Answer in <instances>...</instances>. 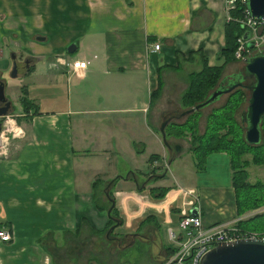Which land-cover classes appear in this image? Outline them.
<instances>
[{
    "label": "crops",
    "instance_id": "0c3cea01",
    "mask_svg": "<svg viewBox=\"0 0 264 264\" xmlns=\"http://www.w3.org/2000/svg\"><path fill=\"white\" fill-rule=\"evenodd\" d=\"M228 17L226 0H0V47L9 51L0 49V78L5 82L13 60L18 75L20 63L31 103L25 111L20 89L15 98L4 89L26 122L19 121L24 135L15 150L0 155V225L11 233L10 241L0 242V264H158L172 250L167 228L178 230L187 189L195 191L205 226L255 214L238 215L225 151L208 157V168L216 165L227 178L224 183H200L206 170L199 174L193 165L195 180L189 183L178 174L173 181L167 174L155 179L168 151L160 117L173 101L180 103L187 75L200 68L204 54L210 64L222 62ZM72 41L76 53L68 56ZM58 55L87 62L76 71L67 64L53 66ZM159 80V95L150 101ZM97 127L109 132L107 138ZM113 130L122 137L115 144L109 142ZM94 139L99 141L92 150ZM155 153L159 157L150 162ZM112 155L122 158L127 177L112 164L87 170L89 158L97 156L105 166ZM139 157H145L144 169ZM108 183L115 206L110 215L120 220L110 235L159 238L160 250L135 238L124 250L101 251L99 238L109 220ZM155 186L169 190L155 197L150 192ZM138 240L147 254L135 262L128 258Z\"/></svg>",
    "mask_w": 264,
    "mask_h": 264
},
{
    "label": "trees",
    "instance_id": "16d2710c",
    "mask_svg": "<svg viewBox=\"0 0 264 264\" xmlns=\"http://www.w3.org/2000/svg\"><path fill=\"white\" fill-rule=\"evenodd\" d=\"M238 3H240V0ZM239 6L245 7L247 5L245 1H242ZM243 32L244 28H242L238 21L230 19L226 22L225 44L219 52L220 58L223 57L222 62L220 64H210L208 56L201 53L203 57L201 58L200 68L191 70L187 75L188 85L180 97L182 104L190 106L208 96L212 91L211 89L219 81L225 65L235 59L236 39ZM158 68L160 71L161 66ZM160 86L161 82L159 80L158 86L151 91L150 101L159 95ZM21 92V103L25 111H27V104L30 102L25 86L21 87ZM246 95L247 91L243 87H238L230 92L227 101L210 112L205 130L202 133L197 132V114L199 113L197 110L189 113L184 121H170L165 126L167 137L171 135H189L193 150V164L196 171L204 169L206 157L211 153L225 151L229 154L232 167V185L236 191L237 210L240 216L248 210H258L264 206V181L257 180L256 182H251L248 179V167L251 164L264 165V140L261 143L250 144L245 139L242 120L240 122L235 115L239 103ZM262 127L264 129V121ZM247 153H251L252 157H247ZM158 157L159 154H150L149 161L152 162ZM99 181L95 179L92 186L94 187ZM168 190L169 187L167 186L150 188V192L155 197H163ZM109 194L112 197L110 191ZM113 211L115 212V206L112 208ZM259 216H264V212L256 214L248 220ZM246 221H240L239 223L243 225ZM113 223V220L109 216L106 230ZM254 229L264 231V225L262 229H259L258 226L254 227Z\"/></svg>",
    "mask_w": 264,
    "mask_h": 264
},
{
    "label": "water",
    "instance_id": "95a60500",
    "mask_svg": "<svg viewBox=\"0 0 264 264\" xmlns=\"http://www.w3.org/2000/svg\"><path fill=\"white\" fill-rule=\"evenodd\" d=\"M249 12L255 17H264V0H245ZM249 36V33L246 34ZM252 46L253 42L250 41ZM77 49V42L72 41L67 46V52H73ZM15 56L13 52L10 54ZM245 73L253 75L254 81L248 85L250 88V96L246 108L242 110L241 120L244 124V136L250 144L261 143L263 140V117H264V49L250 54L245 59ZM27 62V60H25ZM11 76L17 75V63L13 60ZM233 75H237L234 73ZM227 77V76H226ZM226 77L223 76L218 85L206 96L204 99L194 103L193 105L182 109L181 111L171 110L163 113L160 117L158 125L162 141L169 152L168 161H171L174 154L182 149V145L176 141H170L166 137L165 126L173 116H182L202 107L209 105L224 94L235 90L239 86H244L243 81L230 80L228 85L225 84ZM4 81L0 78V129L1 117L7 114L11 108V101L4 94ZM110 184L105 186L104 193L110 202L107 214L114 221L105 232L106 238L114 241L115 250H121L131 244L134 239L149 240L151 246H155L156 250H160L159 238L157 240L151 239L147 236H142L139 233H129L125 238H130L127 242L121 243V238L117 235H110L113 228H115L120 220L110 215L114 206V199L109 194ZM190 213L197 215L198 207L190 208ZM164 257L160 256L159 261ZM199 264H264V238H241L234 241L222 242L214 248L206 252L200 259Z\"/></svg>",
    "mask_w": 264,
    "mask_h": 264
},
{
    "label": "rangeland",
    "instance_id": "374dc122",
    "mask_svg": "<svg viewBox=\"0 0 264 264\" xmlns=\"http://www.w3.org/2000/svg\"><path fill=\"white\" fill-rule=\"evenodd\" d=\"M242 1H244V0H240V3H242ZM240 3L237 4V7L239 6ZM241 8H243V7H241ZM234 12H236V13H234ZM240 12H241L240 9L236 8V9L232 10L231 13H232V16H234L235 19H236L237 17H240V15H241ZM235 19H231V20H235ZM263 29L264 28H262V30ZM246 31H248V30L244 28V32L243 33H245ZM258 32L260 33V31H258ZM243 33H241V34H239L237 36L236 45L239 43V41H238L239 36L242 35ZM263 34H264V31L262 32V35ZM258 36L260 37V35H258ZM262 43L264 45V41ZM0 49H3L4 54L6 53V51L9 52L5 47H2L1 46ZM258 50H259V48H253L249 52H251V53L252 52H257ZM75 53H76V51L66 52V55L73 56ZM7 55H8V53H7ZM221 58L223 59V57H221ZM229 62H231V64H229L227 66V68L224 69V72H222V74L220 76V79L223 76L231 75L232 73L239 72L240 70L245 71V61H244L243 58H239V57H237L235 55V59L234 60H231ZM226 65H225V67H226ZM23 69L24 68H22V65L19 63L18 75L12 77V76L9 75V72L8 71H7L6 75H5V79L6 80L4 82V86H5L4 89L7 90V92L9 93V95L14 96V98H15L16 94L19 92V89L21 91V87L22 86H25L24 85V80L22 79V76H21V73L23 72ZM180 73H183V70L180 71ZM220 79H219V81H220ZM219 81L217 82L216 86L218 85ZM214 88H212L211 90H213ZM244 89H246V88H244ZM246 91H247L246 97L243 100H241V102L239 103V106L237 107V109L235 111L236 118L240 122H241V113H242V110H243V108H246V106L248 104V98L250 96V91L248 89H246ZM229 94H230V92L229 93H224L220 97V99H218L217 101H215V102H213V103H211L209 105H206V106L202 107L201 109H198L197 110L199 112L197 114V119H198L197 120V132H199V133L204 132L205 125H206V121H208V116H209L210 112L212 110H214L215 108L223 105L227 101V99L229 97ZM21 95H22V92H21L20 96ZM19 101L21 102V99H19ZM179 101H180V103H178V101H173V103H172L173 104L172 105L173 108L167 109L164 113L169 112L171 110L181 111L182 109L189 107L187 105L182 104L181 98L179 99ZM27 105H28L27 108H29L30 107V103L27 104ZM17 110H20V109H14V106H13L12 109H10V111L7 114L10 117H13L14 120L18 124H19V121L20 120H21L20 121L21 123H25L26 122V120H25L26 118L24 116L21 117V115H16L15 114ZM190 113H192V112H190ZM188 114L189 113H187L186 115H182V116H173L168 122H170V121L176 122V121H180V120L181 121H184L187 118V115ZM4 118H5V116L3 115L1 117V120H4ZM263 121H264V117H263ZM22 129H24V128L22 127ZM97 129H98L99 132H102L103 133V138H107V135L109 134V132L107 130L99 129L98 127H97ZM171 136L174 137L173 138V141H176V142L180 143L183 148H182V150H180V151H178V152H176L174 154L176 156L175 160L172 159V162L169 161L171 163L168 164V165H167L166 162L168 161V158H169V152L167 151V153L164 155V157L162 158V160H160L161 165L158 167V170L160 171L159 172V176H157L155 179L158 180L160 178H163L165 176V174H167V178L170 179V181H173V174H174V176H176V174H178L179 177H182V179L184 178L183 181L185 183H189L188 181H193V179H194V174L189 169L192 165L194 166V164H193V158H192V152H193V150H192V143L189 140V135H186V136H183V135H181V136L171 135ZM17 138L18 137H13L11 139L10 143L8 144V146H6V152L7 153L10 152V150L11 151L12 150H15V148H16L15 145L18 142V140H20V139H17ZM121 138L122 137L120 136L119 131L118 130H113V134L111 135V138H110V141L109 142H111L112 144H115V141L117 139L119 141V139H121ZM263 140H264V129H263ZM98 141H99L98 139H94V145H91V149L92 150H93V146H95V144H97ZM0 155H3V154H0ZM246 156L249 157V158H251L252 157V154L251 153H247ZM208 157H206L205 165L203 167L204 169L201 170V171H197V173L200 174V173H203L206 170V172L203 174V176L201 178H199L200 179L199 182L200 183H202V182L203 183L209 182L210 184H212L214 182L215 183H224L223 181H226L227 178L224 176V174L222 176V173H221L220 169H218L216 165H214L213 167H209L208 168ZM111 158H112V161L109 164H107L106 163V160L104 159L105 160V164H106L104 166L102 164V162H101V158H99L97 156H93V157H91V158L88 159L87 164H86V168L88 167L87 170H89V171H91V170L101 171V170L107 169L111 164L114 167L121 166V168H122V166L124 165V162H123V160H122L121 157L113 156L112 155ZM145 161H146L145 160V157L144 158L143 157H139V161L137 162V164L140 165V168L141 169H144L145 168ZM155 169H156V167H154V169H152V170L147 169V172H148V174L146 173L147 176H149V174H151L152 171H155ZM248 169H249V178H248L249 181H251V182H256L257 180L264 181V165L263 164H254L253 163V164H251L248 167ZM126 170L127 169H123L122 168L121 171H117V172H121V173L124 174V177H127L126 176V173H127ZM194 171H195V166H194ZM117 174H120V173H117ZM97 177H99V174H98ZM97 179H100V178H97ZM151 179H152L151 182L152 181L155 182V180H153V177ZM255 210L256 209H254V210H248L245 213H243L242 215L248 214L249 212L252 211L255 214L251 215L250 217L255 216L256 214H259V213L264 212V206H262L260 209H258L256 211ZM250 217H249V219H250ZM247 219H248V217H246L243 220L242 219L236 220V223L234 224V227L239 228V229L241 228V229H244V230L249 231V232L250 231L251 232H255L259 236L260 235H264V231H257V230L254 229V227H257V226H258L259 229H262L263 228V225H264L263 224L264 216H261V217L259 216L257 218L252 219V220H247ZM240 221H246V222L242 225L241 223H239ZM104 234H105V232L103 234H101V236L99 238V242L101 244V251L106 252V249H107V250H109V253L117 252L115 250L114 241L106 238V236H104ZM104 237L106 239H104ZM127 241L128 240L125 237L123 239H121V243H125ZM126 248L127 247L123 248L122 250H124ZM132 249H133V254L134 255H132V258H128L131 261H135L136 262L138 259L142 258L145 254H147L146 253V250L147 249H146L145 245H143L142 243H140L139 240L137 241L136 245ZM136 258H138V259H136Z\"/></svg>",
    "mask_w": 264,
    "mask_h": 264
},
{
    "label": "built area",
    "instance_id": "2783aa9c",
    "mask_svg": "<svg viewBox=\"0 0 264 264\" xmlns=\"http://www.w3.org/2000/svg\"><path fill=\"white\" fill-rule=\"evenodd\" d=\"M237 2L238 0H226V5L230 11L229 18L231 19H235V17L232 16V10L236 8L240 9L241 15L235 20L238 21L243 28L248 30L239 36V43L236 45L235 49V55L245 59L250 54L255 53L249 52L253 48H259L258 51L264 49L262 43L264 41V34L262 35L264 31V29L262 30V28H264V17L253 16L249 12L247 6L243 8L240 6L237 7ZM258 31H260V33ZM247 33H249L248 37L246 36ZM258 35H260V37ZM250 41L253 42L252 46L249 45ZM153 46L157 49L160 43L155 42ZM86 62V60L79 58H72L70 62H67L65 56L58 55L51 64L53 66L67 64L76 71L78 68H83ZM4 116V120H1L0 129V154L6 155V146H8L10 140L13 137L23 136L24 131L13 117H10L8 114ZM185 194L189 196V198L180 206L178 212V230H173L171 227L167 228V235L169 242L172 244V250L169 251L158 264H199L202 256L219 243L234 241L241 238H264V235L259 236L255 232H249L234 227L236 222L203 225L199 211L197 215L190 213V208L197 206L195 203V201H197L195 191L193 189H187ZM10 240L11 233L5 226L0 225V242H8ZM121 264L130 263L123 262Z\"/></svg>",
    "mask_w": 264,
    "mask_h": 264
},
{
    "label": "flooded vegetation",
    "instance_id": "af4514ba",
    "mask_svg": "<svg viewBox=\"0 0 264 264\" xmlns=\"http://www.w3.org/2000/svg\"><path fill=\"white\" fill-rule=\"evenodd\" d=\"M234 73H236L237 75H233ZM234 73H232L231 75H226L227 77L225 76L226 77V80L224 81L225 84L228 85L231 79L235 81H243L244 86H239V87L246 88L250 91V88L248 87V85H250L254 81V76L247 74L245 73V71H242V70H240L239 72H234Z\"/></svg>",
    "mask_w": 264,
    "mask_h": 264
},
{
    "label": "bare ground",
    "instance_id": "6f19581e",
    "mask_svg": "<svg viewBox=\"0 0 264 264\" xmlns=\"http://www.w3.org/2000/svg\"><path fill=\"white\" fill-rule=\"evenodd\" d=\"M229 11V10H228ZM229 18V17H228ZM231 18H229V20H230Z\"/></svg>",
    "mask_w": 264,
    "mask_h": 264
}]
</instances>
